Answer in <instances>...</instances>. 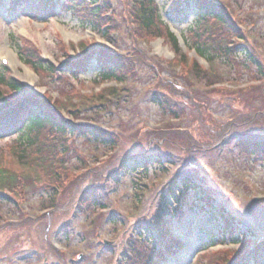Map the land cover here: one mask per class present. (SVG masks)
<instances>
[{"label": "rangeland", "instance_id": "1", "mask_svg": "<svg viewBox=\"0 0 264 264\" xmlns=\"http://www.w3.org/2000/svg\"><path fill=\"white\" fill-rule=\"evenodd\" d=\"M98 1L101 13L93 17L87 1L69 9L65 0H0V57L11 50L20 64L17 72L0 64V78L23 84L69 122L117 136L112 149L71 137L69 158H60L70 174L60 186L24 166L18 136L0 140V170L22 181L15 194L0 192V264H128L130 241L144 236L141 243L161 247L157 214L184 249L155 264H264V157L243 148L264 144V0H213L224 6L238 39L224 32L232 53L210 63L186 48L174 59L164 26L190 39L195 20L191 12L184 23L171 18L181 0H154L163 23L158 30H144L136 0ZM103 49L119 55L123 84H101L97 68L68 71L80 53L103 55ZM25 56L43 67L25 65ZM24 69L35 77L32 87L20 77ZM15 97L0 85V99ZM45 137L43 131L36 142ZM152 153L174 164L124 174L119 183L104 177L124 158ZM176 172L193 176L226 209L238 224L235 245L221 240L211 212L193 214L176 199L180 188L176 198L166 192ZM103 184L105 209L81 215L82 190Z\"/></svg>", "mask_w": 264, "mask_h": 264}, {"label": "trees", "instance_id": "2", "mask_svg": "<svg viewBox=\"0 0 264 264\" xmlns=\"http://www.w3.org/2000/svg\"><path fill=\"white\" fill-rule=\"evenodd\" d=\"M84 1L89 3L88 12L93 17L99 16L101 12L98 0H65L69 9H82L86 5ZM136 3L137 18L145 28L144 30L160 29L159 26L163 25V23L160 20L161 17L158 11L155 10V1L136 0ZM48 5L51 4L49 3ZM189 12L195 16V20L189 29L191 38L182 37L186 49L193 51L197 58L203 59L207 63H210L216 57L228 59L232 50L231 47L225 46L226 40L222 35L226 31L231 37L237 39L238 35L233 25L229 22V15L224 6L215 3L213 0H181L171 8L169 15L175 22L184 23ZM101 18L103 19V17ZM164 27L166 28L174 59L183 58V50L179 46L177 38L166 26ZM109 44L112 47V43L109 42ZM103 50V55L93 56L89 51L80 53L79 57H77L78 60L80 59L78 64L69 60L68 63L71 66L68 71L71 72L77 69L88 71L90 68H97L99 70L97 76L101 84L113 82L116 85L123 84L119 74L120 68L117 62L114 61L116 58L118 59L119 55L114 53L113 49ZM24 58L27 59H24L26 65L32 64L31 59L26 56ZM122 65V63L119 64V66ZM182 65L180 63L179 67ZM32 66L43 67L42 64H32ZM200 74H203V72L200 71ZM0 85L17 95V97L8 101H5L4 98L0 99V140L11 138L15 135L18 136L19 139L17 141L21 146V150L17 153V157L24 166L36 174V177L46 179L49 184L60 183V186L70 174H68L67 168L61 164L60 158H69V153L72 152L70 143L74 142L71 137L81 138L88 145L92 143L111 149L116 146V135L96 127L65 120L57 108L48 100L27 96L25 88L14 79L0 78ZM43 131L46 132L45 139L36 142V136ZM30 134L34 135L30 137ZM243 148L247 154L250 152L251 155L257 157V153H260L264 157L263 143L249 141L244 144ZM59 154H61V157H59ZM167 164L172 165L174 163L172 161L168 162V159L161 154H139L119 161L117 167L106 173L104 177H106L108 183H119L124 174H147L151 166L164 170ZM21 183L22 181L16 175L13 176L0 170V192L8 190L10 194H15L20 189ZM105 184L90 186L82 190L76 204V208L81 215L94 209H105L107 198V192L104 189ZM178 188H180V193ZM166 192L175 198L178 192V198L176 199L179 200L180 198L181 204L193 214H196L197 211L211 212L209 213L210 216H213L217 222L219 221L215 229H219L218 234H220L221 240L230 239L228 240L229 243L234 245L238 242V236L233 232L234 227H237L238 224L233 223L234 220L228 215L225 208L214 204L212 196L207 190L201 188V185L198 184L193 176L184 172H176L172 183L166 187ZM164 198L163 201H165ZM183 202L185 203L183 204ZM175 210L180 214L182 213L180 204L178 205L177 203ZM153 224L158 234V244L161 247L150 248V245L141 243L145 239L144 236L141 239L130 241L129 246L132 248L129 250V257L126 259L128 264H155L162 260L167 253L170 254L169 257H173V260H175V256H177L175 254L180 253L184 249L181 242L176 239H170L169 225L158 214L154 216ZM204 229L202 227V230ZM237 230H239V227L236 228V233H238ZM210 232L212 233L209 234L213 236V231ZM254 237L251 232L249 238ZM259 243L257 241L255 245L258 246ZM241 251V254H247L245 246L242 247Z\"/></svg>", "mask_w": 264, "mask_h": 264}, {"label": "bare ground", "instance_id": "3", "mask_svg": "<svg viewBox=\"0 0 264 264\" xmlns=\"http://www.w3.org/2000/svg\"><path fill=\"white\" fill-rule=\"evenodd\" d=\"M160 52L164 53L165 54V51L162 50V49H159ZM7 57L6 59L9 61L8 62V66H11L15 72H17V66L20 65L18 62H17V55L14 54L11 50H8L7 51ZM5 57H0L1 60H3ZM20 77L21 79L25 80V82L27 84H29V86H33V83H34V80L35 77L34 75L32 74V72H30L29 70L27 69H24V74H20Z\"/></svg>", "mask_w": 264, "mask_h": 264}, {"label": "water", "instance_id": "4", "mask_svg": "<svg viewBox=\"0 0 264 264\" xmlns=\"http://www.w3.org/2000/svg\"><path fill=\"white\" fill-rule=\"evenodd\" d=\"M171 32L174 33V35L177 37V39H178L180 45L183 47V42H182V39L180 38V36H179L176 32H174V31H172V30H171Z\"/></svg>", "mask_w": 264, "mask_h": 264}]
</instances>
